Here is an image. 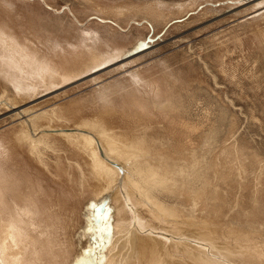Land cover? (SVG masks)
<instances>
[{
    "label": "rangeland",
    "instance_id": "374dc122",
    "mask_svg": "<svg viewBox=\"0 0 264 264\" xmlns=\"http://www.w3.org/2000/svg\"><path fill=\"white\" fill-rule=\"evenodd\" d=\"M251 1L0 0V25L64 78L24 93L0 75V264H195L190 240L264 264Z\"/></svg>",
    "mask_w": 264,
    "mask_h": 264
},
{
    "label": "bare ground",
    "instance_id": "6f19581e",
    "mask_svg": "<svg viewBox=\"0 0 264 264\" xmlns=\"http://www.w3.org/2000/svg\"><path fill=\"white\" fill-rule=\"evenodd\" d=\"M4 1H5L4 4H6L7 6L12 5L11 2H9V0L8 1L4 0ZM255 3H256V5H264V0H254V1L246 3V5H243V7L245 6V8H246L249 4L252 5ZM25 41L26 42H23V43L20 42V40H18L16 38V36L11 32V30L8 27H6L4 25H0V75H1V77L3 79L7 80V82L9 84H11L15 89H18L24 93L30 92L31 89L36 87L35 84H33V85L29 84L28 82H30V81H32L34 83H38V82L42 81V82H46V85H47L48 82L50 84H54V82L57 78L62 79V77L58 73V71L55 68H53L50 65L49 61L39 52V49L34 48L33 46H30L28 44L27 40H25ZM93 61H94L93 64L95 65V68H99L102 65L106 64V62L108 61V58L94 54ZM54 76H55V78H54ZM62 80H64V78ZM31 87H33V88H31ZM13 112H14V114H13L14 117H17V118L18 117L21 118V116L23 114L22 111H19V110L16 111V109ZM27 121L29 122V120H27ZM61 131L69 132V133H82V134L88 135V136L93 138V136L88 134L87 132L76 131L75 129H64ZM96 146H97V150H98L99 155H101L111 165H113L115 167H119V165L116 162H114L110 159H107L106 157L103 156L100 145L98 142H96ZM171 236H174V235H171ZM17 237H19V235ZM176 238L177 237L175 236L174 240H176L177 243L181 242L180 238L179 239H176ZM183 242H185V241H183ZM190 242H192V244L193 243L198 244L201 246V248H203V250L200 248L199 249L195 248V250H194V248H192V245L189 247L190 249L192 248L198 255L197 256L198 258L196 257V259H195L196 261H194V262H196L195 264H198V263H200V264L224 263V256L221 257V258H223L221 260V258L218 254L215 255L214 252L211 251V248L209 245H208V247H206L207 245H205L204 242H202V243L198 242L197 243L196 241H191V240H190ZM4 247L7 250V245H4ZM3 251L5 252V250H3ZM198 253H200V254H198ZM204 255L207 257V259H204L202 257ZM188 256H190V254ZM193 256H194V254H193ZM2 259L5 261L6 264H22V262L20 260H16V261L12 262L10 259H7L5 256H3ZM236 263H237V261H236ZM243 263L249 264L248 261H246V260L243 261ZM238 264H239V262H238Z\"/></svg>",
    "mask_w": 264,
    "mask_h": 264
}]
</instances>
